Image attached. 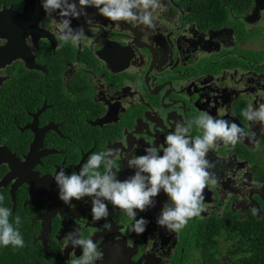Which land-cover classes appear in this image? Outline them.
I'll list each match as a JSON object with an SVG mask.
<instances>
[{"label": "flooded vegetation", "instance_id": "af4514ba", "mask_svg": "<svg viewBox=\"0 0 264 264\" xmlns=\"http://www.w3.org/2000/svg\"><path fill=\"white\" fill-rule=\"evenodd\" d=\"M155 29L112 22L87 8L79 45L56 38L59 17L41 0H0V206L21 218L24 246H0V264H71L79 234L97 245L93 264H233L234 229L264 218V125L242 110L264 103V0H160ZM3 57V58H1ZM202 113L246 132L233 148L210 150L218 183L204 190L206 211L179 231L156 224L167 195L144 212L146 231L108 204L95 221L91 200L58 198L53 177L76 172L93 153L116 149L121 181L131 156L163 146L177 122ZM200 134L193 124L190 135ZM99 171L103 172L101 165ZM259 185V187L257 186ZM253 209H257L256 214ZM105 224L109 225L105 228ZM231 231V232H229Z\"/></svg>", "mask_w": 264, "mask_h": 264}, {"label": "clouds", "instance_id": "9594fccd", "mask_svg": "<svg viewBox=\"0 0 264 264\" xmlns=\"http://www.w3.org/2000/svg\"><path fill=\"white\" fill-rule=\"evenodd\" d=\"M41 7L47 15L55 13L60 18L55 33L57 40L62 42L58 48L69 42L79 45L85 39L83 26L73 28L71 23L72 19L87 16L89 7L112 22L124 21L149 29L156 27L153 13L167 10L160 0H41ZM241 114L247 121L264 125V103L258 108L250 104ZM193 124L200 133L194 137L190 135ZM187 125L177 122L174 131L165 136L162 147L149 145L144 149L145 154L131 156L127 167L135 172L123 181L117 178L121 168L115 166L113 159L117 155L116 149L93 153L78 171L71 174L61 168L53 177L58 198L67 205H71L72 200L90 198L95 221L108 216L110 203L134 221L129 230L140 235L146 231L149 221L142 216L137 218V210L144 212L154 207V198L163 190L168 199L156 224L167 232L179 233L189 220L206 211L204 190L218 183L215 174L209 171L214 167L207 159L209 151L218 143L234 148L243 138L251 140L255 135L250 136L235 122L217 119L208 113H202ZM102 164L103 172L98 170ZM4 199L0 194V204ZM257 212L253 209L254 214ZM10 216V209L0 206V246L23 247L24 240L19 231L21 218L15 217L14 226ZM108 227L105 224V228ZM66 244L82 249V255L72 259L71 264H93L102 259L97 245L91 239L83 238L78 229L66 234Z\"/></svg>", "mask_w": 264, "mask_h": 264}, {"label": "trees", "instance_id": "16d2710c", "mask_svg": "<svg viewBox=\"0 0 264 264\" xmlns=\"http://www.w3.org/2000/svg\"><path fill=\"white\" fill-rule=\"evenodd\" d=\"M6 122V115L0 113V127ZM234 233L230 244L233 264H264V218L252 217L249 226H238Z\"/></svg>", "mask_w": 264, "mask_h": 264}, {"label": "water", "instance_id": "95a60500", "mask_svg": "<svg viewBox=\"0 0 264 264\" xmlns=\"http://www.w3.org/2000/svg\"><path fill=\"white\" fill-rule=\"evenodd\" d=\"M1 58H3V57H1Z\"/></svg>", "mask_w": 264, "mask_h": 264}]
</instances>
